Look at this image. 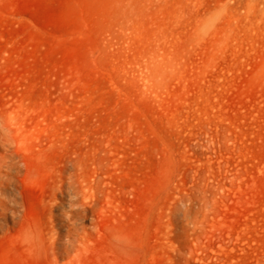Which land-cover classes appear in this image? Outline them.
<instances>
[{
  "label": "rangeland",
  "instance_id": "374dc122",
  "mask_svg": "<svg viewBox=\"0 0 264 264\" xmlns=\"http://www.w3.org/2000/svg\"><path fill=\"white\" fill-rule=\"evenodd\" d=\"M0 264H264V0H0Z\"/></svg>",
  "mask_w": 264,
  "mask_h": 264
}]
</instances>
